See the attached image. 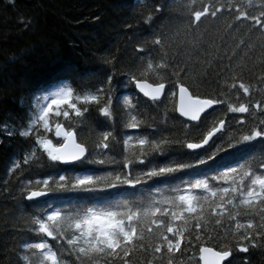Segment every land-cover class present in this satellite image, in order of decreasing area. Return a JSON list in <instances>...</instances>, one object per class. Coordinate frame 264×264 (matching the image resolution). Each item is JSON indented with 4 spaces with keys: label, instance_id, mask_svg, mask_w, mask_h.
<instances>
[{
    "label": "snow or ice",
    "instance_id": "snow-or-ice-1",
    "mask_svg": "<svg viewBox=\"0 0 264 264\" xmlns=\"http://www.w3.org/2000/svg\"><path fill=\"white\" fill-rule=\"evenodd\" d=\"M225 12L232 15L234 21H248L252 27L258 26L264 33V11L254 15L236 4H217L215 0H208L199 10H191L184 27L195 31L205 20L219 19V15ZM170 39L164 32L155 35L149 47L159 50L157 56L138 57L141 64L129 70L127 84L133 85L152 102L163 103L161 97L171 100L174 110L187 118L184 128L195 129L198 139L172 140L159 128L149 134H129L128 130H140L146 124L136 104L128 98V109L119 118L116 116L111 76L105 81L106 88L100 87L94 92L77 94L66 82L51 85L42 98L43 102L37 104L39 112L28 126L18 132L7 125L3 126L7 136L18 134L35 139V146L25 153L23 160L12 165L9 170L12 173L18 171L22 164L27 166L36 159L38 149L50 161L73 168L86 164L113 166L112 171L103 175L84 170L24 182L21 188L24 199L37 201L45 198L46 202L40 214L30 220L29 230L39 240L23 243L26 264H33L32 256L37 257V264H68L63 259V253L56 250L49 239L55 241L59 249L73 255L74 264H101V261L104 264H134L136 253L147 251L145 241L149 237L158 238L159 242L152 246L153 255L161 254L163 258L167 254V264H173L174 254L180 251L181 242L185 241V247L189 249L200 245L199 259L203 264H224L225 261L234 264V251L248 253L250 247L258 246V241H264V162L253 164L247 160L231 166L225 164L221 156L222 153L227 156L229 150L238 146H250L253 142H258L264 151V119L253 117L251 127L245 131L244 126L248 123L245 119H237V127L230 128L227 114L219 119L214 115V106L226 105L227 113L251 116L253 112H258L264 116V102L251 103V87L243 82L226 85L232 95L236 94L232 90L239 89L249 97L248 103L239 105L228 103L219 94L202 98L190 92L179 76L181 69L175 58L167 51ZM193 46L198 44L193 42ZM136 51L146 50L139 47ZM104 59L115 67L111 58ZM153 75L155 79H152ZM258 79L264 81V76ZM90 105L96 106L111 128L93 131L96 141L91 150L88 144L78 139L74 127H66L59 119L54 123L52 121L53 116L63 117L64 121H70L73 116L84 120ZM118 119L122 125L119 141L115 135ZM41 128L45 134L54 131L59 139L54 143L53 139L41 133ZM187 135L188 132H185ZM116 144H122L120 160L109 155ZM174 145L188 150L195 159L190 163L175 158L166 163L157 162L156 157L167 156ZM101 156L105 158H99ZM217 157H221L219 161ZM210 163L219 165L217 175L181 180L184 187L172 188L171 195L148 201L125 199L122 204H113L112 198L119 193L136 196L157 182L167 181L178 173ZM57 200L61 202L59 205L56 204ZM241 208L245 210L243 215ZM225 217L235 223L231 243L215 228L205 227H222ZM213 232L216 234L213 235ZM208 244L214 246H206ZM243 264H247V261Z\"/></svg>",
    "mask_w": 264,
    "mask_h": 264
},
{
    "label": "trees",
    "instance_id": "trees-1",
    "mask_svg": "<svg viewBox=\"0 0 264 264\" xmlns=\"http://www.w3.org/2000/svg\"><path fill=\"white\" fill-rule=\"evenodd\" d=\"M206 2L208 0H0V264H26L23 243L39 240L29 230L30 220L40 214L46 202L45 198L37 201L24 199L21 188L25 181L45 179L57 173L74 174L87 170L103 175L113 170L112 165L86 164L73 168L56 164L38 149L37 158L27 166L22 164L18 171H9L35 146V139L18 134L7 136L3 126L7 125L14 132L28 126L39 112L38 98L46 94L51 85L66 82L77 94L94 92L97 88H106L105 81L111 76L116 116L119 118L128 109V98L136 104L146 124L143 129L128 130L129 134H149L159 128L172 140H196L199 137L195 129L184 128L186 120L177 114L171 100L163 98V103L152 102L139 94L133 85L127 84L129 70L141 64L138 57L157 56L159 50L150 48L149 42L156 34L164 32L171 37L167 51L175 58L181 69L179 76L191 92L202 98L219 94L228 103L239 105L248 103L249 97L239 89L232 90L236 93L232 95L226 85L243 82L251 87V103L264 102V81L258 79L264 76V33L258 26L252 27L248 21H234L227 12L221 13L219 19L205 20L195 31L185 28L191 10H199ZM215 2L236 4L254 15L264 11V0ZM193 42L198 46L194 47ZM139 47L146 51H136ZM105 57L111 58L115 67L107 63ZM233 77L238 79L234 80ZM155 78L153 75L152 79ZM225 114L230 128L237 127V119L248 121L244 126L245 131L251 127L253 117L264 119L258 112L249 116L227 113L226 105L215 107L216 119ZM57 119L66 127H74L78 139L88 144L90 150L96 141L93 131L111 130L95 105L89 106L84 120L73 116L70 121H64L63 117L53 116V123ZM185 132H188L187 137ZM41 133L53 139L54 143L59 139L54 131L45 134L41 128ZM121 134L122 125L118 119L115 132L118 141ZM121 151L122 144H116L109 155L120 160ZM221 156L224 157L223 162L231 166L247 160L253 164L264 162V151L258 142L238 146L229 150L227 156L223 153ZM171 158L186 163L195 159L188 150L174 145L167 156L156 157V160L166 163ZM220 158L217 157V160ZM218 168V164L210 163L188 169L178 173L175 178L155 183L136 196L119 193L112 198L113 204H122L125 199L148 201L171 195L172 188L184 187L181 180L215 176ZM60 203L56 201L57 205ZM240 211L243 215L245 210L241 208ZM205 227L215 228L222 237H227L229 243L234 239L231 232L235 223L228 221L227 217L222 220V227ZM158 242L156 237L146 239L147 251L137 252L133 257L134 264H167V254L163 258L161 254L153 255L152 246ZM49 243L63 253V259L68 264H74L73 255L59 249L55 241L49 239ZM185 243L181 242L180 251L174 254L173 264H200V245L189 249ZM257 244L256 248L250 247L248 253L234 251V264H243L244 261L247 264H264V241ZM32 260L33 264H37L36 256H32Z\"/></svg>",
    "mask_w": 264,
    "mask_h": 264
},
{
    "label": "water",
    "instance_id": "water-1",
    "mask_svg": "<svg viewBox=\"0 0 264 264\" xmlns=\"http://www.w3.org/2000/svg\"><path fill=\"white\" fill-rule=\"evenodd\" d=\"M166 90H167V88L165 89V92H166ZM136 91L138 92V90L136 89ZM190 91V90H189ZM191 92V91H190ZM139 93V92H138ZM140 94V93H139ZM142 95V94H141ZM143 96V95H142ZM144 97V96H143ZM144 98H146V97H144ZM163 97H161V99H162ZM146 99H148V98H146ZM149 100V99H148ZM214 107H216V106H214ZM209 111H211V110H209ZM177 112V114L181 117V118H183L184 120H187V118L186 117H182L181 115H180V113L178 112V111H176ZM64 165V164H63ZM40 199H43V198H40ZM209 247H211V246H209ZM200 255V254H199ZM229 259H231V257L229 258ZM227 263V261H225L224 262V264H226ZM200 264H203V261L202 260H200Z\"/></svg>",
    "mask_w": 264,
    "mask_h": 264
},
{
    "label": "rangeland",
    "instance_id": "rangeland-1",
    "mask_svg": "<svg viewBox=\"0 0 264 264\" xmlns=\"http://www.w3.org/2000/svg\"><path fill=\"white\" fill-rule=\"evenodd\" d=\"M43 96H44V95H43ZM43 96H41V97L37 100V104L40 103V102H43V101H42ZM54 107H55V106H54Z\"/></svg>",
    "mask_w": 264,
    "mask_h": 264
},
{
    "label": "bare ground",
    "instance_id": "bare-ground-1",
    "mask_svg": "<svg viewBox=\"0 0 264 264\" xmlns=\"http://www.w3.org/2000/svg\"><path fill=\"white\" fill-rule=\"evenodd\" d=\"M150 42H151V41H150ZM150 42H149V43H150ZM139 46H140V45H139ZM198 48H199V47H198ZM201 75H202V74H201ZM44 95H45V94H44ZM162 99H163V98H162ZM27 201H28V200H27ZM217 250H218V249H217Z\"/></svg>",
    "mask_w": 264,
    "mask_h": 264
}]
</instances>
